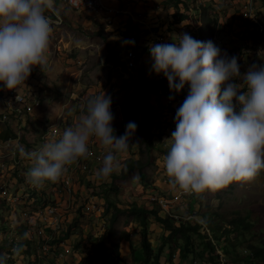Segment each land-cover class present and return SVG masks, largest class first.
I'll return each instance as SVG.
<instances>
[{
  "label": "rangeland",
  "instance_id": "obj_1",
  "mask_svg": "<svg viewBox=\"0 0 264 264\" xmlns=\"http://www.w3.org/2000/svg\"><path fill=\"white\" fill-rule=\"evenodd\" d=\"M212 1L213 0H211V2ZM157 2L159 5L156 4ZM171 2L172 1L168 2L167 0H105V4L112 5L114 9L117 10H123V8H126V6L130 4L128 8L131 12H133L134 6L137 5H140L139 10L141 13H145L146 7H148V13L150 12V8L152 9V13L161 11L163 16H158L157 19L158 21H164L165 26L166 24L169 26L168 22L172 21L174 15L178 12L177 6H169ZM206 2L209 1L206 0ZM55 5L58 11L62 13L63 21L60 25H52L46 66L43 71L39 68L33 72V77L39 81L42 86L41 88L43 90L47 89V91L45 90L43 94V106L37 109L33 116L29 115L28 122L24 125V130L27 133L22 135V141L25 145H28L26 150L29 151L31 147L35 149L37 147L36 145L41 143V131H45L47 128V126L44 127L41 125L39 121H35L34 118L38 119L40 117L42 120H46L42 124H51L58 114H62L64 126H61V129L64 131L67 126L76 123V119L79 120L80 115L83 114L82 109L84 108L85 101L89 96L99 95L103 92L108 93L112 100L110 110L114 115L112 125L115 126L116 124L118 128H120V136L125 133L126 125L129 122H135L138 126L131 138L128 151L119 156L121 164H125V167L122 165L121 173L113 174H115L114 177L118 179L128 177L127 180L121 179L123 187L128 190L129 195L132 196L138 193L141 197V193L145 192V189L157 187L154 185L155 177L159 178L163 176V173L165 174L163 166V170H159V173L157 172V160L160 158L163 161V157L167 150L163 152L157 145L161 144L160 142L162 139L165 141L166 138H170L176 127L174 116L176 112H174L171 107L166 106V95H172L174 99H177L182 95V91L178 93L172 92L169 88L167 78L165 77L162 79L160 76L163 73L158 75L152 70V64H150L147 58L144 59V53H142V57L140 56V58H137L138 60L135 59L136 66L129 67L126 58L127 49L130 46L137 54L138 52L136 50L138 48L140 49L138 44L134 42L137 33L141 32L139 23L126 18L125 25L119 26V23L116 22L112 26L111 23L114 22V16L123 15L121 12H114L115 14H113V17L110 15V23L107 19L99 20L93 15L75 11L66 6L62 0H55ZM178 6H180L182 12L187 11L182 7L183 4H179ZM209 8L212 9V12L215 11L216 7L210 5ZM203 9L205 10L204 7ZM244 9L245 7L243 8V12ZM133 13L136 12L134 11ZM258 14L264 19L260 9L258 10ZM115 18L114 20H116ZM118 18L121 17L118 16ZM212 18L210 25L215 29L214 31L218 33L216 38H213L214 43L221 49L224 45L225 34L221 35V33H219L223 30L218 25L219 17L218 19H216V17ZM186 24L187 23L182 22L178 25V28H183L182 26H186ZM198 24H193L194 27L192 31L190 27L187 29V26L185 29L183 28L184 31H178L185 32L189 35L191 33L190 36L199 41H211L210 36L206 35V32L209 30L207 28L205 29L204 25ZM164 25L160 27L161 31L166 29ZM249 27L251 26L249 25ZM247 31L250 36H252V34L253 36L257 35L258 33L253 28ZM167 33H169L171 43H175L173 37L176 34L172 31H167ZM109 41L112 42L113 48L118 53L117 60L108 58L109 50L107 43ZM243 42L248 44L246 39L238 42V38L234 43ZM236 46L235 50L227 54L229 56H236L238 62H241L240 72L242 75L246 73L253 64L264 65V59H262L264 58V53H261V58L259 55L261 51L256 45L254 48L252 47L253 49H250L253 51L252 55H250L248 51L250 45H247L248 47L242 46L243 50L240 51V55H238L239 53L237 54V52H239L237 49L239 48ZM233 82L243 83L242 79L239 78L235 79ZM2 87L4 86L2 85ZM244 91H246V89H241V92ZM46 94L47 97L45 96ZM50 96L51 102L53 103L50 102L52 105L51 107L46 105V98L50 99ZM40 112H43L44 115ZM145 114H149V119L152 120L151 126L148 128L144 127L145 122L143 121V116ZM0 124L3 126V130L10 126L8 122L0 121ZM13 124L14 123H12V125ZM0 139H3L2 136H0ZM90 141L92 142L93 140L91 139ZM20 153L21 151H18L16 157H19ZM5 159L7 161L4 167L0 166V171H5L8 175H11L12 179L18 178V182H22L24 177L19 178V174L21 173L20 168H25V166L30 165L27 163V159L25 158L26 162L20 165L15 164L14 159L10 157ZM130 159H134L142 167L130 169L128 167V161ZM83 173H80L78 179L80 178V181L89 189V194L85 196H80V194H78L81 204L79 208L75 210H81L85 213L81 208L83 204L90 202L92 199H96L95 196L101 193L100 189L104 188L105 185H101V187L98 188L99 191L92 190L91 184L93 183L87 181L86 175ZM130 174L131 176H129ZM75 177H77V175H75ZM129 178H132V181ZM46 183L47 182H45V184ZM117 183L120 184L121 181ZM117 183L115 181L109 182L111 187H108L104 191L106 195L108 194L111 196V199L115 198V201H117V198L114 197V190L111 188L117 187ZM105 184H108V182H105ZM140 184L143 186L144 190H140ZM97 187L98 186H96V189ZM11 189L13 190L14 188ZM181 194L183 195L184 203L186 202L187 205L183 206V209H180V207L176 210H168L169 218H178L181 220H185L184 218H186V220L197 221L202 220V214H204L205 218L211 220L215 225L220 226L222 230V232H218V236L223 235V237H218L219 239L216 240V242L219 244L218 246L222 247L226 244L229 250V252L224 255L227 258L226 264H263L261 260L253 257L251 251L246 248V244H250L248 242L254 243L257 246H263L264 244V170H261L250 182H233L222 189L205 191L199 195L185 194L182 192ZM160 199L157 196V201L153 203L152 201L154 200L150 197L148 201L153 205L152 207H156L160 210L159 216L166 219L167 216L165 211L167 210L160 209L161 203H164V200ZM94 202L96 204L95 210L98 211V202ZM87 215L88 216L81 215L77 218V222L81 223V225L76 227V229L79 231L83 227H88V230H90L88 234H94L91 232L98 231L96 228L99 227L101 220L99 221V218L94 214ZM240 216L243 217L244 220H250V222H252V227L249 231L245 232V235L236 233L238 237H235V233L231 235L228 234L227 229L230 226L233 228L230 221L234 218L238 219ZM106 221L108 220L106 219ZM0 223H2V221H0ZM160 223L166 227L164 221H160ZM0 228H2L1 225ZM166 229L169 230L168 228ZM201 231L206 235L205 240H209L210 233L204 230V227ZM102 232L103 231L100 229L99 233L101 234ZM25 235L29 240L28 242L19 241V239L23 240L24 238L23 232L21 233L18 231L12 238L10 237V239L18 241L12 242V246L9 249L12 251V249L18 245L17 247H19L21 251L19 254H15V258L6 259L4 264H69L65 260L64 262H57V260L50 261L52 259L48 258L49 255H45V253L42 252L44 239L41 237L39 242L36 241V243L32 244L30 243L32 241V239H30L31 236L27 233ZM194 236L198 243L203 240V238L196 233ZM63 243H65V241H59L56 245L59 248ZM233 243H237V248H233ZM8 247L10 246H5V249ZM87 249L88 248H85L84 251ZM4 251H0V255H6ZM77 261L78 264H87L86 259L82 260L81 257H78ZM112 261L115 262V260L110 257L109 262ZM208 261V253L205 247L200 244L198 245L196 255L194 254L192 257L188 258V260L179 262V264H209Z\"/></svg>",
  "mask_w": 264,
  "mask_h": 264
},
{
  "label": "clouds",
  "instance_id": "obj_2",
  "mask_svg": "<svg viewBox=\"0 0 264 264\" xmlns=\"http://www.w3.org/2000/svg\"><path fill=\"white\" fill-rule=\"evenodd\" d=\"M53 7L54 0H0V84L14 90L18 102L22 100L19 90L33 69L43 71L47 64L52 21L46 12ZM173 39L175 43L149 46L152 70L163 73L170 90L178 93L189 86L176 111L175 131L164 141L163 167L170 187L199 195L233 182L252 181L264 170V65L253 64L242 75L238 58L222 53L214 42L199 41L187 33ZM237 78L243 83L233 82ZM111 104L105 92L94 95L78 122L66 127L59 140L31 152L21 149L31 164L27 181L35 188L58 182L70 166L91 155L93 138L105 153L94 170L95 181L104 183L118 174L119 156L128 151L138 126L129 122L123 135H115ZM20 251L12 249L14 254ZM6 259L0 255V264Z\"/></svg>",
  "mask_w": 264,
  "mask_h": 264
},
{
  "label": "crops",
  "instance_id": "obj_3",
  "mask_svg": "<svg viewBox=\"0 0 264 264\" xmlns=\"http://www.w3.org/2000/svg\"><path fill=\"white\" fill-rule=\"evenodd\" d=\"M161 1V0H159ZM209 2H206V0H197L199 5H202L205 10L203 8H201L199 11L194 9V7H190L188 8L187 6H185L183 4V8H185L187 11L186 12H182L180 10V6H178V12L177 13H183L185 14L186 18L183 22L187 23V29L189 28V25L191 24L193 27V24H198L200 23L201 25L205 26V29L212 27L210 25L211 23V19H213L212 17H216V19H218V25L220 28H222L223 30L220 31L219 33H221V35L225 34V41H224V45L221 47V50L226 53L232 52V50H235V46L238 47L239 49H237V54L240 55V51L243 50L242 46L244 47H248L247 45H250L248 48L249 54L252 55L253 51H251L250 49H253L254 46L256 45L258 47V49L260 51H264V37L259 35L257 33V35L252 34V36H250V34L248 33L247 30H249L251 27H249L246 18H245V10H246V4L248 2V0H213L211 2V0H208ZM157 5H159V3H156ZM130 4H128L126 6V8H123V11H130V9L128 8ZM174 5L176 6L174 3L171 2V4H169V6ZM210 5L215 6V11H212V9H210ZM256 5L257 8L256 9H260V11L263 13L264 16V6L259 4V1H256ZM140 5L134 6V10L136 13L140 12L139 10ZM244 12H243V8ZM155 8V6H154ZM165 8V7H164ZM163 8V9H164ZM200 8V6H199ZM161 9V8H159ZM257 10V11H258ZM150 12L148 13V7H146L145 13H144V24L140 23V22H136L139 23L141 26V32L137 33V37H135L134 42H136L138 44V47H140L141 50L146 51V47L148 45H151L153 43H156L155 38L152 37V30L155 34H159L164 32L165 34H167L169 36V33H167V31H172L174 32L176 35L178 34H182L185 32H179L178 30L172 29L170 28V22H168V25L166 24V26L164 25V21H158V16H163L161 11L158 13H152V9L150 8L149 10ZM131 12V11H130ZM131 12V13H133ZM161 13V14H160ZM176 13V14H177ZM123 15H118L121 18H118L117 15L114 16V18L116 20H114L111 24L113 26V24H115L116 22L119 23V26L125 25L126 23V18L130 19L129 14H125L122 13ZM113 17V16H112ZM118 18V19H117ZM203 21V23H202ZM124 22V23H123ZM164 25V27L166 28L164 31L160 30V27H162ZM199 25V24H198ZM221 25V26H220ZM178 26V25H177ZM184 26V25H183ZM182 26V27H183ZM175 28V27H174ZM184 28V27H183ZM183 28H179V30H183ZM186 29V30H187ZM213 29V28H212ZM185 30V31H186ZM215 30V29H213ZM191 35V33H190ZM218 35V33L216 31H214L213 36L210 37L211 41L214 42V39L216 38V36ZM214 38V39H213ZM238 38V42H240L241 40L246 39L248 44H245V42L243 43H234L235 40ZM253 47V48H252ZM144 59L147 58V60L150 62V64H152V59L151 58V54L150 52L146 53L144 52ZM142 57V56H141ZM140 58V57H139ZM239 65H241V62H238ZM137 66H138V62H137ZM39 67H36L33 69L32 74L29 76L28 80L26 81V83H31V78L33 77V72L35 70H38ZM37 80V79H36ZM25 83V84H26ZM37 83L39 84V90L41 92L42 97H44V92L45 90L47 91V89L43 90L39 83V81L37 80ZM24 86V85H23ZM47 97V94L45 95ZM1 94H0V110L2 109V100H1ZM47 106H52L50 104L51 100V96L50 99H47ZM52 103V102H51ZM49 104V105H48ZM53 104V103H52ZM43 106V105H42ZM66 112V111H65ZM35 113V112H34ZM42 115L43 112H40ZM34 115V114H33ZM46 115V114H45ZM35 121H39V123L41 125H43L44 127L47 126V128H49L50 126H52L54 123L59 122V120H63V116L62 114H58L55 118L54 121L51 124H42L44 121L46 120H42L40 117L34 118ZM64 121H62V126H64L63 124ZM75 122H78V119L75 120ZM70 126V125H69ZM67 126V127H69ZM113 127H117L118 126L115 124L112 125ZM120 129V128H119ZM3 130V126L0 124V132H2ZM48 130V129H47ZM47 130H43L41 131V135L45 132H47ZM61 132L63 133L62 129ZM25 133H27L25 131ZM61 137V135H59L58 138H54L52 136V140H59ZM91 142V141H90ZM89 142V144H90ZM27 144L25 145V143L22 141V147H24L25 152H31L34 151L35 149H38L41 146V143L36 145L37 147L34 149V147L29 148V151L26 150L27 148ZM94 147L96 149H103V147L95 140L94 143ZM158 162V169L157 172L159 173V170H163V161L158 158L157 160ZM23 163H25L26 161H22ZM90 166H91V172L88 173H83V172H79L77 174V177H75L73 179V186H72V190H73V194L76 197V200L72 201V207L66 211V218L67 221L64 224L65 229L61 230L59 232L55 233L56 239L54 241H57V243L59 241L64 242L63 245H61L58 249L59 253H62L64 256L63 258H57V259H51L50 261L53 260H57V262H64L67 261L69 264H78L77 258L81 257L82 260L86 259V257L91 254V248L93 247V242L95 243V240H98L100 238V235L102 236L105 232H107V227H109V225L112 226V228H114V234L112 235L111 239L106 241V254H107V258H106V262L110 261V257H112L115 262L117 260V255L115 253L114 247H113V243H117L119 245V254L120 257L123 258L124 260H126L127 262H123L120 261L119 264H140L145 260V255L143 252V248H142V233H141V225L139 224V215L138 214H128L125 213L123 211L119 212L117 214V220L114 222V224L112 223H108L109 219L112 217V215L114 213H116V206L122 208V209H126L128 207V204L132 205L134 203H137L138 206H147L148 208H153L150 203L149 198L151 197H159L160 200H164V203H161L160 209H166L168 210H176L178 208L183 209L182 207L187 205V203H184L183 200V195L181 194L180 191L178 190H173L168 182V178L166 176V173H163L162 177H155V183L154 185H156L157 187H152L151 189H145V192L141 193V197L140 194L136 193L133 194L132 196L128 194V190L126 188L123 187L122 184V180H127L128 177H124L121 179H118L116 177H114L115 174H112L111 178L108 182V184L104 183H97L94 179V170L98 169L101 166L102 163V159L97 161L94 159H91L90 161ZM22 163V164H23ZM27 163L30 164V161L27 159ZM124 166L125 164H121V166ZM31 166V164L29 165ZM29 166H25V168L21 169L23 171V177L24 180L22 182H17L16 178H9L11 176H6V178H3L2 176L0 177V180L2 181L1 184H5L7 183L9 186V190H11L12 193L18 192L19 194L23 193V188H27V179H26V173L29 169ZM122 166V167H123ZM121 167V169H122ZM125 167V166H124ZM125 169V168H124ZM123 169V170H124ZM126 170V169H125ZM80 173H83L86 175V179L89 182H92L93 184H91L92 190L94 191H99L98 188L101 187V185H105L104 188L100 189L101 193L97 196H95L96 199H94V201L98 202V207L99 210L98 211H90L87 212L84 209V205L81 207L85 213L87 214H94L95 216H97L99 218V221L101 220V222L99 223V227H97L96 229L98 230L97 232H91L94 234H88L90 230H88V227H83L81 230L77 231L76 227L80 226L81 223L77 222V218H79L81 215H86L87 214L83 213L81 210L80 211H76L75 209L79 208L80 206V197L78 194H80V196H85L88 193L89 189L86 188V185L84 183H82L80 181V178L78 179ZM121 173V172H120ZM123 173V171H122ZM152 173V172H151ZM131 176V174L129 175ZM132 181V178H129ZM128 179V180H129ZM115 181L116 183L118 181H121V183H117V187L115 188H111L112 190H114V197L117 198V201H115V198L111 199L110 195H106L104 193V191L108 188L111 187L109 182ZM59 182H61L59 180ZM18 185V188L16 187ZM96 186L97 189H96ZM59 187V184L57 182H47L46 184H44L42 187L40 188H35L33 196L30 197L31 199H35L37 201V203H49L50 201H55L56 203H60V204H68L69 201V194L68 193H60V192H55V188ZM138 187V185H137ZM11 188H14L13 190ZM17 188V189H16ZM74 188V189H73ZM140 190H144L143 186L140 184ZM109 192V191H108ZM139 199H137V198ZM29 199V198H27ZM129 199V200H128ZM9 202L8 200H6L5 198H0V221H2V223H0L1 227H8V223L10 222V220H12V218H16L17 220L14 221L15 223H20L22 222V224L25 223V220L23 218H21V216L19 214H12L10 209H9ZM24 205V203L22 204ZM160 205V204H159ZM16 206H20V205H16ZM149 218V228H148V238L150 239L152 246L156 249L160 246L162 240L161 238L163 236H166L170 233L169 230L166 229V227L160 223V221L155 217V215L153 214H149L148 215ZM106 219L108 221H106ZM20 228H24L23 225L19 226ZM3 229V228H1ZM43 231L47 234L50 233V228L49 226H43L42 227ZM100 229L103 231L101 234L99 233ZM70 232V233H68ZM7 234L6 232L4 233V237L7 238ZM39 239H41V236H37L33 239L32 244L39 242ZM78 239V240H77ZM5 243V245H4ZM5 246H10L7 249H5ZM56 246V245H54ZM91 247V248H90ZM9 248H11V245L9 243L8 239H5L2 241V239H0V251H4V254L9 252ZM85 248H88L87 250L84 251ZM167 250V249H166ZM53 251V250H51ZM168 252V250H167ZM167 252H165L161 258H160V264H179L181 258H180V249L176 250L175 253V257H174V261L172 263L168 262V258H167ZM14 254V253H13ZM16 256V255H15ZM105 262V263H106ZM115 262H111V264H115Z\"/></svg>",
  "mask_w": 264,
  "mask_h": 264
},
{
  "label": "built area",
  "instance_id": "obj_4",
  "mask_svg": "<svg viewBox=\"0 0 264 264\" xmlns=\"http://www.w3.org/2000/svg\"><path fill=\"white\" fill-rule=\"evenodd\" d=\"M62 1L65 3L66 6L72 8L73 10L93 15L99 20L107 19L111 23L110 15L113 16V14L121 12L129 14L130 18L133 21L144 24V13H131L128 10H117L114 9L112 5L105 4V0ZM46 15L50 17L52 25H60V23H62L63 21L62 13L56 8L55 0L53 9L47 11ZM245 18L251 28L255 29L259 35L264 37V19L261 18L258 14V11L255 6V0H248L246 4ZM183 27L186 28V26ZM152 37L155 38L156 43H171L169 36L164 32L155 34L152 30ZM149 46L150 45L145 46L146 51L145 49L143 51L138 48L136 50L138 54L135 52L134 49H132V47L129 46L126 51V58L129 67L136 66L135 59L142 56V53L144 52L148 53ZM160 77L162 79L165 78L163 74ZM31 79V83L29 82L24 84V86H22L19 90V94L22 97L21 102H18L16 100L17 93L14 90H7L2 87V84H0V94L2 98L1 100L3 102V107L0 110V121L10 123L9 127H12V129L18 134V136H11L6 140L0 139V166L2 167H4V164L7 161L5 158L7 157L14 159L15 164L17 165L22 164L23 160L25 161V158L21 155V153L19 157H16L17 152L21 151V149L23 148L22 135L25 133L24 125L28 122V116H33L34 112L43 105V97L39 90V84L37 83V80L35 78ZM188 91L189 86L186 85L185 88L182 90V95H180V97H178L177 99H174L172 95H166V106L171 107L173 111L176 112L177 109L183 103L186 96L188 95ZM106 95L110 96L108 93H106ZM170 97L172 98L170 99ZM12 123L14 124L12 125ZM61 126L62 120H59V122L54 123L49 128H46V130L48 129L47 132L41 135V145L45 142L53 141L52 136L54 138H58L59 135L62 136L63 133L61 132ZM113 128L115 130V135L120 136L119 128ZM92 140L93 141L89 144L91 155L86 159H81L77 164L70 166L66 174H64L60 179L61 182H57L59 184V187L55 188V192L68 193L70 196L68 204L66 205L60 203L58 204L55 201H50L46 204L37 203L35 199L30 200V197L33 196L35 187H33L29 182H27V188H23V193L19 194L18 192L12 193L11 190H9L8 184L5 183L3 185L1 184L2 181L0 180V198H5L6 200H8L10 204L9 209L12 214H19L21 218L25 220L24 224H22V222L20 224L14 222L17 220L16 218H12V220H10V222L7 224L8 227H2L3 229L0 228V239H2V241L8 239L10 244L14 241H18L10 239V237L12 238V236L14 234H17L18 231L21 233L23 232L24 235L23 240L19 239V241L28 240L25 235L26 233L31 236L30 239H32V241L35 237L41 236L44 239V242L42 244V252L45 253V255L48 254V258H63L64 255L58 252L59 248L56 245L57 241L54 240H57L55 233L65 229L64 224L67 221L66 211H68L72 207V201L76 200V197L74 196L72 190L73 179L75 175H77L79 172H91V166L89 164V161L91 159L99 161L103 158V155L105 154L104 149H96L94 147L95 139L93 138ZM21 169L23 168H20V170ZM20 172L21 173L19 174V178L23 177L24 175L22 170ZM1 176L3 178H6V176H8V173H6L5 171H0V177ZM9 176L11 175L9 174ZM16 180L18 182V178H16ZM16 187L18 188V186ZM152 200L157 201V197H152ZM23 203L24 205H22ZM17 204L20 206H16ZM84 209L87 212L95 211L96 204L94 202V199L90 200V202H87L84 205ZM20 225H23L24 228H20ZM43 226H49L51 230L50 233L46 234L42 229ZM5 232L8 235L7 238L4 237ZM221 255L222 264H226L224 254L221 253ZM6 256L8 258L16 257L12 251H9ZM105 264H111V262H106Z\"/></svg>",
  "mask_w": 264,
  "mask_h": 264
},
{
  "label": "trees",
  "instance_id": "obj_5",
  "mask_svg": "<svg viewBox=\"0 0 264 264\" xmlns=\"http://www.w3.org/2000/svg\"><path fill=\"white\" fill-rule=\"evenodd\" d=\"M167 1L168 2L172 1V3H174L177 7L179 4H184L188 8L194 7V9L198 11L201 8H203L202 5L198 4L197 0H167ZM256 1L257 2L259 1V4L264 6V0H255L256 8H257ZM185 18L186 16L183 13H177L176 15H174V20L170 22L171 30L172 29L179 30L177 25L182 23L185 20ZM189 27L190 30L192 31L193 26L190 24ZM208 30L209 31L206 32V35L212 37L214 30L212 29V27L208 28ZM107 47L109 50L108 58L117 60L118 53L113 48V44L111 41L107 43ZM91 97L92 96H89L85 101L84 108L82 109L83 112L86 108L88 99ZM143 121L145 122L144 127L148 128L151 126L152 120L149 119V114H145L143 116ZM16 135L17 134L12 129V127H7L0 133V136H2L4 140L8 139L11 136H16ZM163 140L164 139H162V141L160 142L161 144L157 145V147L164 152L167 150V145L164 143ZM128 163H129L128 167L130 169H133L135 167H139V168L142 167L134 159H130ZM152 202L155 203V201ZM121 211L128 214H138L140 216L139 224L141 225V233H142L141 244L145 255V260L140 264H160V258L165 252H167V250H168L167 252L168 262L172 263L174 261L176 250L178 249H180V258H181L180 262H184L185 260H188V258L192 257L194 254L195 255L197 254L198 245L200 244H202L205 247V250L208 253L209 264H221L222 260L220 258V252H223L225 254L229 252L228 248L226 247V244L222 248H220L219 249L220 252H218L217 250L218 244L216 240L223 237V235L218 236L219 234L218 232L219 231L222 232V230L220 226L215 225L211 220L205 218L204 214H202V220L191 221L189 219L186 220V218H184L185 220H181V219L176 220L175 218H169L168 211H165L167 216L165 219L159 216L160 210L157 209L156 207L148 208L147 206H138L137 203H134L132 205L128 204V207L126 209H122L116 206V213L112 215L108 223L114 224V222L117 220V214ZM149 214H153L158 220L164 221L166 228L170 230V233L168 235L163 236L161 238L162 242L160 246L156 249L152 246V243L148 238ZM230 224L233 225V228L232 226H230L227 229V232L230 235L232 233L235 234L242 233V235H245V232L249 231L250 228L252 227V222H250V220L247 219L244 220V218L241 216L238 219L235 218L232 219L230 221ZM203 227L204 230H207L210 233L209 240H205L206 235L201 231ZM195 233L201 238H203V240L200 243L196 242V238L194 236ZM113 234H114V228H112V226L109 225V227H107V232H105L102 236H100L98 240H95V243L93 242V247L91 248L92 253L86 257L87 264H105L107 258L105 244L106 241L111 239ZM235 237H238V235L236 234ZM248 243L250 244H246V248L251 251V254L255 259L261 260L264 264V244L263 246L262 245L257 246L254 243L251 242ZM232 246L233 248H237V243H233ZM113 247L118 257L115 264H119L120 261L127 262L126 260L120 257L119 245L117 243H113Z\"/></svg>",
  "mask_w": 264,
  "mask_h": 264
}]
</instances>
